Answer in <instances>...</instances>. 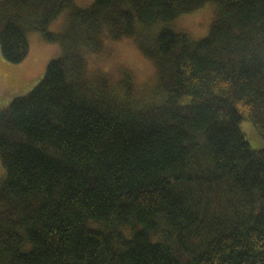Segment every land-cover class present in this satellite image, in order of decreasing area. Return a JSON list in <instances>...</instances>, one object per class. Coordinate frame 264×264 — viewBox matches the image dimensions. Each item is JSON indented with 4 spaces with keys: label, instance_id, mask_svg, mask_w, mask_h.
I'll list each match as a JSON object with an SVG mask.
<instances>
[{
    "label": "trees",
    "instance_id": "trees-1",
    "mask_svg": "<svg viewBox=\"0 0 264 264\" xmlns=\"http://www.w3.org/2000/svg\"><path fill=\"white\" fill-rule=\"evenodd\" d=\"M207 3L204 37L170 26ZM27 30L60 53L0 109V264H264V0H0L7 62ZM121 38L148 87L85 71Z\"/></svg>",
    "mask_w": 264,
    "mask_h": 264
},
{
    "label": "rangeland",
    "instance_id": "rangeland-1",
    "mask_svg": "<svg viewBox=\"0 0 264 264\" xmlns=\"http://www.w3.org/2000/svg\"><path fill=\"white\" fill-rule=\"evenodd\" d=\"M78 5L86 6L93 0H74ZM199 8L191 13L182 14L170 23L177 31H184L192 39L204 37L215 16V8L210 5ZM63 16H59L49 24V29L57 31L61 28ZM29 52L19 63L7 62L0 53V109L6 106L14 97L30 91L43 77L47 63L60 53L56 43L43 40L34 30H27ZM85 71L89 75L106 72L107 81L114 86L121 81V76L128 73L137 88H146L154 82V65L136 47L130 38L104 40L99 50L87 55ZM119 81V82H118ZM240 129L246 135L253 148H264V140L257 135L252 124L240 122ZM252 134V138L248 134ZM3 169L0 165V178Z\"/></svg>",
    "mask_w": 264,
    "mask_h": 264
}]
</instances>
